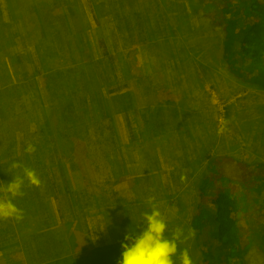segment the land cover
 Here are the masks:
<instances>
[{
  "label": "rangeland",
  "instance_id": "374dc122",
  "mask_svg": "<svg viewBox=\"0 0 264 264\" xmlns=\"http://www.w3.org/2000/svg\"><path fill=\"white\" fill-rule=\"evenodd\" d=\"M23 1L33 7L30 13L33 27L30 25L28 29L32 58L38 70L45 72L48 67L65 69L67 66L80 69L84 65L83 82H90L94 89L93 93L86 92L88 99H92V94L95 97L97 91H102L107 100L111 90L113 94L132 93L135 106L128 115L115 112L119 108L117 104L111 103L109 107L114 110L112 126L118 134L114 138L116 146L118 140L128 144L130 131L143 127L141 111L148 105L156 109L153 114L158 117L159 126L156 132L151 131L156 135L146 139L147 142L136 143L137 148L129 143L131 153L127 149L130 176L140 179L139 184L143 186L124 180L114 186L116 193L108 192L96 198L87 192L83 194L82 164L79 162L80 168L71 169L63 148L58 147L57 156L53 157L56 162L53 177L60 184L54 190L47 187L48 193L55 192L57 196L51 195L48 201L42 199L38 212L23 215L20 227L13 222L14 241L9 232L0 236V264H43L54 257L86 256L93 247L118 243L110 249L116 248L114 252H108L112 261L121 264L122 244L131 242L125 236H135L143 230L144 214L151 213L153 204L166 219L169 231L166 237L170 238L177 227L183 228L185 234L191 229L195 184L205 172L208 155L229 154L250 164L264 162V91L247 87L233 77L221 60L220 28L206 24L200 19V12L194 14L189 0H74L86 25V29L79 30L69 25V12L64 9L66 0ZM37 7L44 15L41 22H35ZM127 21L133 27L131 30L124 28ZM136 21H141L140 28ZM104 50L108 51L107 55L103 54ZM104 65H108L107 75L103 74ZM30 66H27L29 72L21 73L25 68L19 62H9L6 49L0 51V97L16 98L13 121L0 128V170L12 174L13 178L29 166L27 143L53 103L42 89L43 82L38 81L40 76L36 75L35 86L28 82ZM155 86L163 90L160 99L164 100L160 105L156 103L160 92L154 94ZM75 107L82 105L78 103ZM71 133L88 142L91 151L97 148L95 151L102 155L107 145L104 136L100 139L96 132L89 137L84 132ZM141 139L138 140L142 142ZM120 148L125 151L122 145ZM87 154L84 152V156ZM32 161L38 167L36 160ZM13 163L22 167L12 168ZM39 168L46 173V177L42 176L49 179L46 183L50 185L52 174L44 165ZM85 169L91 174L92 170ZM106 180L99 175L98 181H93L97 183L94 188L104 190L109 185ZM25 186L36 194L34 185L27 180ZM136 194L143 199L137 200ZM150 198H153L151 203ZM178 203L184 206L180 211ZM257 215L250 210L248 219H241L240 224L252 225ZM8 220H0V227L7 228L11 223ZM68 233H72L73 239L65 243L61 236L67 241ZM185 243L192 259H198L200 249L193 238ZM180 248L183 246L178 242V252ZM117 251L121 252L113 254ZM248 258L249 264H264V255L254 247ZM173 260L180 264L178 255ZM99 264H107L105 258Z\"/></svg>",
  "mask_w": 264,
  "mask_h": 264
},
{
  "label": "trees",
  "instance_id": "16d2710c",
  "mask_svg": "<svg viewBox=\"0 0 264 264\" xmlns=\"http://www.w3.org/2000/svg\"><path fill=\"white\" fill-rule=\"evenodd\" d=\"M47 2L49 1L46 0L44 3ZM64 2L66 3L64 9L69 12V25L72 24L73 28L77 30L86 29V25L82 21V15L80 16L77 10L79 8L76 2L74 0ZM26 3L23 0H0V51L6 49L9 62H19L25 68L26 71L20 70L21 73L29 72L27 66L31 65V74L27 75L28 82L35 86L37 76H40L38 81L43 82L42 89L46 92V96H51L53 103L49 107L45 118L35 128L32 134L33 138L31 137V140L27 143V145L31 144L35 147L34 152H27L29 163L27 168L34 170L36 174H40V176L38 175L40 185L38 187L34 186L36 194L33 195L28 186L24 184L23 195L13 198V203L22 210L23 215H27L29 212L34 214L41 207L39 202L42 199L48 201L47 198L51 195L57 196L54 194L55 192L48 193L47 187L51 186L54 190L53 187H59L60 184L58 179L56 180L53 177L56 167L53 157L57 156L58 147L63 148L62 153L71 169L80 168V163L84 167L82 169L85 171L82 173L83 182L85 183L83 194L87 192L89 196L96 198L101 195L105 196L108 192L116 193L117 189H113L114 186L124 180H127L128 184L137 183L138 186H143L139 184L140 179L130 176L131 168L127 164V149L131 153L129 143L137 148L136 143L142 145L148 141H145L146 139L156 135V133L151 132H156L159 126V119L153 114V110L156 112V109L149 107L150 105L142 108L143 127H140V130L137 131H130L128 144H123L118 140L116 146L114 138H117L118 134L112 126L114 110L109 107L117 104L119 108L115 112L121 111L125 116L128 115L130 109L135 106L132 93L123 91L113 94L111 90L110 99L107 100L108 97H104L102 91H97L94 97L92 84L87 81L83 82L85 77L81 76V73L84 72L82 71L84 65H80V69L67 66L65 69L48 67L45 72L38 70L32 58L33 52L30 48L31 41L28 29L31 25L30 13L33 7H29ZM189 4L194 9V14L201 13L199 17L205 23L207 22L206 24L210 23L211 26L220 28L222 35L221 60L233 77L247 87L264 91V0H189ZM38 10L37 7L35 22L44 20V15ZM39 14L42 17L40 20ZM32 16L34 17V12ZM141 25V21H136L137 28H140ZM32 27L31 25L30 28ZM124 28L131 30L130 28L133 27L127 21ZM49 50H53V53L56 52L54 51L55 48ZM103 54L107 55L108 51L104 50ZM134 58L132 56L135 61ZM106 66L108 67V65H104L103 68L105 69L102 68L105 75L108 74ZM148 79L150 80L151 77H148ZM13 85L11 84V87ZM90 91H92V99H88L89 95L87 96L86 93H90ZM161 91L163 90L154 87V94L160 92L159 99L161 98ZM83 92L86 93V96ZM146 95V99H148L149 95ZM79 96L80 99L77 100ZM159 99L156 100L158 105H160L161 100H164ZM78 103L82 107H75ZM149 103L151 102L149 101ZM15 105L16 98L8 97L4 99L0 97V128L4 124L10 125L13 121L16 115ZM131 111H134V109ZM53 121L57 122L53 123ZM161 127L165 128L164 125H161ZM97 128L98 131L95 130ZM107 128L109 132H107ZM71 132L77 135L84 132L88 137L96 132L100 134L98 136V138L101 137L100 139L104 136L103 141L107 145L102 149V155L95 151L97 148L91 151L88 142L77 139ZM139 137L142 138V142L138 140ZM121 145L125 151H122ZM107 146H109L108 149ZM53 152H55V155H53ZM84 152L88 154L84 156ZM50 155L51 158H49ZM48 158L50 159L49 164ZM33 159L36 160L38 167L33 163ZM43 165L52 174L50 179H53V181L49 182L50 185L47 184L49 179H43L42 175L46 177V173L40 171L39 167ZM85 167L92 170L91 174ZM47 174L49 173L47 172ZM11 175L0 170V181L5 184L11 182L13 178ZM20 175H23V173ZM99 175L107 179L105 183H109L101 191L94 188L97 183L94 184L93 182L98 181ZM109 179L113 180L110 181ZM2 186L0 185V187ZM145 186L148 187V185ZM195 191L196 197L195 201L192 202L193 211L189 220V227L195 230L193 240L196 246L199 247L200 254L198 259H192L193 264H249L248 257L252 247L255 248L256 252L258 251L264 255L263 161L250 164L235 159L229 154L208 155L205 172L197 179ZM1 196L7 197V194L1 193ZM136 196L137 200L143 199L139 194H136ZM146 196H149V193ZM180 204L176 205L178 211L184 208L183 203ZM250 210L258 214L254 218L255 221L251 222L252 225L248 223L246 226L241 225L240 220H247ZM9 220L11 223H7V228L0 227V236L5 235V231L9 232L10 239L14 241L15 235L13 232L15 230L12 224L14 222L17 227H20L21 221ZM71 234L65 235L67 241H64L62 235L63 242H71V239H73V237H70ZM122 243L120 242V244ZM73 245L76 246V243ZM114 245H119V243L93 247L91 253L86 256L54 257L44 261L43 264H99L103 258H105L107 264H117L116 260L112 261L109 258L111 253L108 252V250L110 252L116 250V248L110 250ZM182 246L183 248H180L177 253L178 257L179 253L186 248L190 254L188 245L185 242L182 243ZM102 251L105 252L102 253ZM120 252L117 251L113 254ZM95 253L96 256H94Z\"/></svg>",
  "mask_w": 264,
  "mask_h": 264
},
{
  "label": "clouds",
  "instance_id": "9594fccd",
  "mask_svg": "<svg viewBox=\"0 0 264 264\" xmlns=\"http://www.w3.org/2000/svg\"><path fill=\"white\" fill-rule=\"evenodd\" d=\"M26 151H35V147L28 145ZM12 168H21L22 165L13 163ZM185 179V177H181ZM25 180L31 185L39 186L40 179L34 170L23 167V175H17L11 182L5 184L0 181V193H6L7 197L0 196V220L23 218V212L13 203V198L23 195ZM153 198H150V203ZM145 227L135 236H125V240L131 241L122 244L121 264H175L173 257L178 253V242L183 243L195 236L194 229H188L187 234L183 228L177 227L171 237H166L168 225L159 208L153 204L151 213L144 214ZM180 264H193L188 249L179 253Z\"/></svg>",
  "mask_w": 264,
  "mask_h": 264
}]
</instances>
